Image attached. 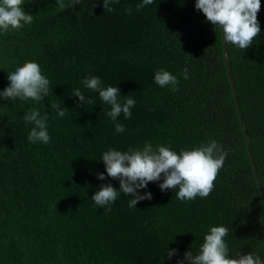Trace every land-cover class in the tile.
Wrapping results in <instances>:
<instances>
[{
    "label": "trees",
    "instance_id": "16d2710c",
    "mask_svg": "<svg viewBox=\"0 0 264 264\" xmlns=\"http://www.w3.org/2000/svg\"><path fill=\"white\" fill-rule=\"evenodd\" d=\"M120 0L104 11L102 0H81L57 13L55 0H25L30 25L0 35V91L7 75L26 61L40 65L51 82L41 103L0 98V264H177L195 254L212 226H225L229 256L252 253L264 260V213L235 111L220 32L194 8L195 0ZM260 35L242 51L226 53L252 161L264 197V0ZM131 6L133 14H125ZM187 67L188 79L180 76ZM177 76L179 91L161 88L153 76ZM98 76L136 100L116 133L98 93L81 80ZM79 88L94 105L79 106ZM123 102L124 97L119 98ZM69 111L63 118L50 104ZM47 114L48 144L27 140L22 116ZM215 139L227 152L207 198L182 202L175 190L150 182L151 200L128 207L121 194L110 211L91 200L101 184L117 190L100 160L109 148L127 151L146 141L179 152ZM104 173L106 179L98 180ZM177 255L167 258L166 250ZM184 264H187L185 261Z\"/></svg>",
    "mask_w": 264,
    "mask_h": 264
},
{
    "label": "clouds",
    "instance_id": "9594fccd",
    "mask_svg": "<svg viewBox=\"0 0 264 264\" xmlns=\"http://www.w3.org/2000/svg\"><path fill=\"white\" fill-rule=\"evenodd\" d=\"M25 0H0V35L10 31H17L25 25L33 22L34 16L23 8ZM57 13L65 9L79 5L81 0H55ZM120 0H102L103 9L112 13L116 11L112 5L119 4ZM154 0H140L135 5V11L139 12L146 6L152 5ZM260 0H195L194 8L201 12L205 21L214 26L220 32L225 44L244 51L253 45V41L260 35V26L257 14L260 11ZM125 14L132 15L133 8H125ZM180 76L188 79V69L185 67ZM8 86L0 91V98L4 100H32L37 103L51 92V82L42 73L40 65L33 61H26L17 65L8 72ZM153 83L161 88L168 87L172 92L179 91V80L170 72L159 69L153 76ZM85 89L98 93L103 104L109 105L106 113L116 133H123L125 125L118 122V117L123 114L125 119L132 116L131 109L135 107L136 100L132 97L121 96L120 90L115 86H102L98 76H87L81 80ZM72 96L79 100V106L84 104L94 105L95 100L85 97L77 88L72 91ZM124 97L123 102L119 99ZM50 108L56 111V115L63 118L67 108L60 104L52 103ZM22 119L32 127L27 140L31 144H48L51 140L47 129V114H41L39 109H31ZM227 158V152L222 150L215 139H209L191 149L173 151L164 145H152L146 141L142 148H128L120 151L109 148L103 152L100 160L104 164L107 177L119 181L117 190L111 184H101L92 195L91 200L97 208L110 211L118 197L131 196L128 207L143 200H151L150 192L140 193L150 182H158L160 191L175 190L176 199L186 202L200 198H207L215 187V180L219 171L223 168ZM98 180H105L104 173L97 174ZM229 234V228L225 226H212L203 237V242L194 254L192 250L183 254V260L177 264H264L259 255L252 253L241 254L236 257L229 256V247L225 237ZM167 258L177 255L176 249H167Z\"/></svg>",
    "mask_w": 264,
    "mask_h": 264
},
{
    "label": "water",
    "instance_id": "95a60500",
    "mask_svg": "<svg viewBox=\"0 0 264 264\" xmlns=\"http://www.w3.org/2000/svg\"><path fill=\"white\" fill-rule=\"evenodd\" d=\"M220 38H221L222 55H223L225 69H226V75H227V78H228V82H229V86H230V90H231V94H232V99H233V103H234V106H235V111H236L237 118H238V121H239L240 129H241V132H242V135H243V138H244V142H245V146H246V152H247L250 164H251V170H252V173H253V176H254V179H255V183H256V186H257V191H258V194H259L262 206H263V213H264V197H263V194H262V190H261V186H260V183H259V180H258V176H257L256 170H255V166H254L253 161H252V155H251V151H250V146H249V143H248V140H247V137H246L245 128H244V125H243V122H242V118H241V113H240L239 107H238L237 96H236V93H235L234 83H233V79H232V76H231L230 65H229L228 57H227V53H226V44L223 41L221 34H220Z\"/></svg>",
    "mask_w": 264,
    "mask_h": 264
}]
</instances>
